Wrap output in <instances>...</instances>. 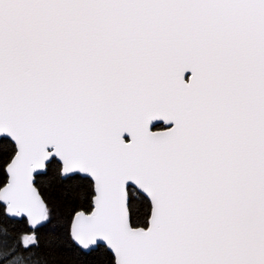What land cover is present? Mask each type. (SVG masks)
I'll list each match as a JSON object with an SVG mask.
<instances>
[{
  "label": "snow or ice",
  "instance_id": "6c2138e0",
  "mask_svg": "<svg viewBox=\"0 0 264 264\" xmlns=\"http://www.w3.org/2000/svg\"><path fill=\"white\" fill-rule=\"evenodd\" d=\"M53 165L87 209L41 252ZM21 221L0 264H264V0H0V226Z\"/></svg>",
  "mask_w": 264,
  "mask_h": 264
},
{
  "label": "trees",
  "instance_id": "16d2710c",
  "mask_svg": "<svg viewBox=\"0 0 264 264\" xmlns=\"http://www.w3.org/2000/svg\"><path fill=\"white\" fill-rule=\"evenodd\" d=\"M55 165H53L49 170L47 175H42L37 180V186L41 193L44 195L45 199L48 201L52 209V223L41 228L39 230V236L41 241V249L43 252L47 242L55 239L51 229L52 225L56 226V234L62 237L66 236L67 222L70 219L73 210L83 208L86 210L87 205L81 203H70L64 194V187L55 179ZM74 183L83 184L87 186L86 181L77 180ZM0 227L8 228V238L9 240H15L18 236L27 230V224L23 221L14 224H6ZM68 256H74V245L70 240L64 241V246L62 249ZM34 260H42V256L33 257Z\"/></svg>",
  "mask_w": 264,
  "mask_h": 264
}]
</instances>
